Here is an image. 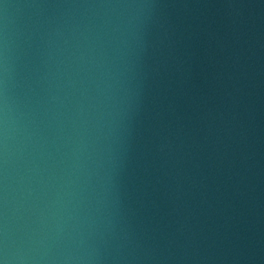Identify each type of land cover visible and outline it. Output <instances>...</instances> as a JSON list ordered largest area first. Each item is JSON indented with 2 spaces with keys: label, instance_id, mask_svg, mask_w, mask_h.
Wrapping results in <instances>:
<instances>
[{
  "label": "water",
  "instance_id": "obj_1",
  "mask_svg": "<svg viewBox=\"0 0 264 264\" xmlns=\"http://www.w3.org/2000/svg\"><path fill=\"white\" fill-rule=\"evenodd\" d=\"M0 264H264V0H0Z\"/></svg>",
  "mask_w": 264,
  "mask_h": 264
}]
</instances>
